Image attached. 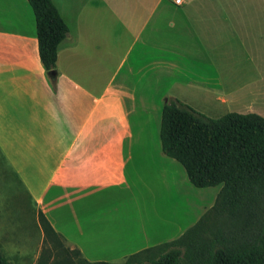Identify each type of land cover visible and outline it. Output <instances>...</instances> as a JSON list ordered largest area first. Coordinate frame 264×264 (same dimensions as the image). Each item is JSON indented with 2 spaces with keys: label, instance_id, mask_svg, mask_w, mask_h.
Listing matches in <instances>:
<instances>
[{
  "label": "crops",
  "instance_id": "crops-1",
  "mask_svg": "<svg viewBox=\"0 0 264 264\" xmlns=\"http://www.w3.org/2000/svg\"><path fill=\"white\" fill-rule=\"evenodd\" d=\"M53 1L69 26L55 76L41 61L29 0H0V156L56 231L62 232L53 212L69 209L81 241H89L97 227L103 231L101 218L96 219L101 209L117 207L89 199L131 185L149 188V196L133 207L136 216L145 213L148 220L140 218L137 236L124 233L119 239L142 242L123 256L127 260L159 245L165 234L174 236L172 228L180 226L156 215L160 198L153 185L166 182L167 158L135 156L127 146L158 148L159 143L161 151L162 110L171 97L201 112L213 99L217 104L238 100L223 90L229 41L223 29L215 38L208 26L214 13L228 12L229 0ZM261 9L264 14V5ZM54 189L73 197L60 200L51 195ZM85 209L98 216L83 214ZM72 248L89 261L111 260L88 255L78 241ZM41 252L30 264L39 262ZM13 255L22 264L28 251Z\"/></svg>",
  "mask_w": 264,
  "mask_h": 264
},
{
  "label": "rangeland",
  "instance_id": "rangeland-1",
  "mask_svg": "<svg viewBox=\"0 0 264 264\" xmlns=\"http://www.w3.org/2000/svg\"><path fill=\"white\" fill-rule=\"evenodd\" d=\"M263 5L262 0H229L228 12L223 11L221 17L214 13L212 21L209 20L208 26L214 30L213 36L215 37L217 29H223L221 35L226 38V41H229L231 58L222 62L224 63V78L227 80L223 90L224 93L237 97L238 100L235 103L230 101L226 104H217L213 99L209 104L205 103V112H202L205 115L218 118L236 109L241 110L242 113L252 110L264 115V14L261 9ZM223 16L225 19L222 22ZM192 107L196 109L195 106ZM160 146L159 143L158 148L138 145L142 151L136 146H127V148L129 147L135 156H138L140 152H145V154L157 155V159H160V154L165 159L167 158L168 172L163 176L166 182L158 186L153 185L160 198L154 203L159 208L158 213L156 210V215L159 214L162 219L178 220L180 226L176 225L172 228L174 236H171L170 232L165 234V240L159 243L162 244L178 238L205 217L214 206L223 184L209 187L195 186L189 180L184 166L179 161L167 156L162 149L160 151ZM162 160L157 162L160 170L163 169L161 165L164 166L161 164ZM144 188L131 185L129 188L102 191L95 198H88L89 201L97 199L117 206L113 209L103 208L100 210L101 217L96 219L101 218L103 231L97 227L91 233L89 241L78 240L81 236L76 230V225L71 224L69 209H55L53 218L57 221L59 231H62L55 230L56 238L51 232L46 231L43 225L41 212L51 223L47 215L42 209L37 210L19 179L14 176L0 156V250L12 263L16 259L13 255L15 250H27L28 256L25 258V262H27L22 264H30L36 259V251L42 248L37 264H84L86 258L77 252L80 251L82 254L81 249L72 248L78 241V245H81L88 255L107 256L111 259L109 261L113 262L125 261L123 256L127 252L135 251L142 245V242H123L119 239L124 233H134L137 236L141 228L140 218L148 216V214L146 216L145 213L143 215L141 213L138 217L135 215V209L133 210L137 202L140 203L149 196V188ZM51 195L60 197V200L73 197L63 189H54ZM122 205L123 207H121ZM78 210L79 208H77ZM84 212L85 215L92 214V216L94 213L98 216L99 213L94 209H85L82 213L84 214ZM51 225L53 226L52 223ZM231 225L230 222L224 224L213 215L206 226L207 234L211 236L210 233L216 226L228 229ZM55 239H59V242ZM14 263L16 264V262Z\"/></svg>",
  "mask_w": 264,
  "mask_h": 264
},
{
  "label": "trees",
  "instance_id": "trees-1",
  "mask_svg": "<svg viewBox=\"0 0 264 264\" xmlns=\"http://www.w3.org/2000/svg\"><path fill=\"white\" fill-rule=\"evenodd\" d=\"M29 3L41 61L55 76L58 48L69 26L53 0ZM160 139L163 152L184 166L195 186L223 184L214 206L178 238L124 262L86 259L84 264H264V115L231 111L213 118L171 97L162 110ZM213 215L231 227L216 226L209 236L206 226ZM41 216L46 231L57 238ZM0 264H12L1 250Z\"/></svg>",
  "mask_w": 264,
  "mask_h": 264
},
{
  "label": "built area",
  "instance_id": "built-area-1",
  "mask_svg": "<svg viewBox=\"0 0 264 264\" xmlns=\"http://www.w3.org/2000/svg\"><path fill=\"white\" fill-rule=\"evenodd\" d=\"M175 2H177V3H180V2H181V0H175Z\"/></svg>",
  "mask_w": 264,
  "mask_h": 264
}]
</instances>
